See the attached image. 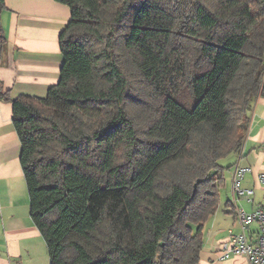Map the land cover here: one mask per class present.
Returning a JSON list of instances; mask_svg holds the SVG:
<instances>
[{
    "label": "trees",
    "instance_id": "1",
    "mask_svg": "<svg viewBox=\"0 0 264 264\" xmlns=\"http://www.w3.org/2000/svg\"><path fill=\"white\" fill-rule=\"evenodd\" d=\"M56 1L57 82L0 84L49 264H197L264 88V0Z\"/></svg>",
    "mask_w": 264,
    "mask_h": 264
},
{
    "label": "crops",
    "instance_id": "2",
    "mask_svg": "<svg viewBox=\"0 0 264 264\" xmlns=\"http://www.w3.org/2000/svg\"><path fill=\"white\" fill-rule=\"evenodd\" d=\"M0 11V84L10 98L43 96L57 82L62 63L58 37L70 19V8L56 0H4ZM264 86V75H263ZM12 104L0 97V264H49L48 251L29 213L27 188L20 164V140L12 125ZM242 146L230 155L216 210L204 222L203 244L197 264H249L244 255L222 258L220 245L228 230L241 225L235 207L251 212L262 202L264 186V88L240 129ZM248 168L241 182L249 197L232 201L233 168ZM255 224L250 226L253 231Z\"/></svg>",
    "mask_w": 264,
    "mask_h": 264
},
{
    "label": "built area",
    "instance_id": "3",
    "mask_svg": "<svg viewBox=\"0 0 264 264\" xmlns=\"http://www.w3.org/2000/svg\"><path fill=\"white\" fill-rule=\"evenodd\" d=\"M246 171L248 168L240 164H236L233 168L232 201H236L241 196L249 197L252 194L251 189L241 186ZM258 181L264 186V170L258 174ZM234 212L241 225V230L238 232L228 230L226 238L220 245L221 257L244 255L249 264H264V193L262 202L253 211L246 212L243 208L236 206ZM252 224L256 226L253 231L250 230Z\"/></svg>",
    "mask_w": 264,
    "mask_h": 264
},
{
    "label": "rangeland",
    "instance_id": "4",
    "mask_svg": "<svg viewBox=\"0 0 264 264\" xmlns=\"http://www.w3.org/2000/svg\"><path fill=\"white\" fill-rule=\"evenodd\" d=\"M230 158H231V157H228V158L224 159L223 163H224L225 165H230V163L228 164V161L230 160ZM227 170H228V169H225V172H227ZM225 172H224V173H225Z\"/></svg>",
    "mask_w": 264,
    "mask_h": 264
}]
</instances>
